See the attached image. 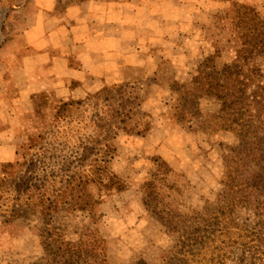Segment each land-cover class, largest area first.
Listing matches in <instances>:
<instances>
[{
  "label": "trees",
  "instance_id": "trees-1",
  "mask_svg": "<svg viewBox=\"0 0 264 264\" xmlns=\"http://www.w3.org/2000/svg\"><path fill=\"white\" fill-rule=\"evenodd\" d=\"M236 26L242 32L243 55L237 51L232 62H222L215 49L198 62L188 83H173L170 88L176 97L170 109L177 123L189 128L197 124L202 119L200 101L213 100L218 110L206 125L229 131L243 143L242 150L228 149L227 179L222 183L229 197L228 209L205 201L200 209L164 210L170 216L173 242L165 264H264V221L260 219L264 211V134L243 121L249 103L259 98L246 94L249 78L244 69L264 58V18L256 6L249 5ZM147 104L140 82L102 85L81 97L64 99L54 124L40 137L42 142L29 146L21 161L0 163V202L6 193L13 197L9 215L1 223L21 220L33 224L44 264H81L84 256L107 264L99 251L100 207L127 190L125 182L109 169L111 152L120 135L144 138L150 132L153 115ZM139 118L148 122L140 127L136 124ZM20 134L21 130L16 144ZM36 146L37 151L31 153ZM245 160L262 168L260 179H238ZM153 162L154 171L141 186L147 211L157 204L158 186L180 191L169 182L173 170L167 161L158 156ZM244 211L253 218H243ZM77 214L83 222L74 233L76 239L68 240V223L61 216ZM0 253V264H9ZM136 264L148 262L140 259Z\"/></svg>",
  "mask_w": 264,
  "mask_h": 264
},
{
  "label": "rangeland",
  "instance_id": "rangeland-1",
  "mask_svg": "<svg viewBox=\"0 0 264 264\" xmlns=\"http://www.w3.org/2000/svg\"><path fill=\"white\" fill-rule=\"evenodd\" d=\"M20 1L0 0V47L5 42L3 38L8 36L5 20L12 6ZM247 6H235L227 17H216L217 29H201L197 35L198 43L192 44L188 49L189 55L179 62L166 60L153 76L106 85L140 82L145 87L148 99L147 111L153 115L151 130L144 138L120 135L114 142L109 169L125 182L127 190L108 198L100 207L103 217L98 225L102 237L99 251L105 255L107 264H136L140 259L148 264H165L173 244L169 234L170 216L164 211L166 208L181 211L200 209L205 201H209L228 209L229 197L222 185L227 179L225 166L229 161L228 149L242 150L243 142L229 131H218L206 125L205 121L215 116L218 110L213 100L200 101L202 119L197 124L189 128L186 124L177 123L170 109L176 98L170 88L173 83H188L198 62L215 49L220 51L222 62L234 60L236 53L231 51L232 44H235L234 49L240 56L244 54L238 45L243 42V37L236 23ZM231 37H236V40L232 41ZM244 70L249 78L246 94L259 98L254 99L258 103H249L243 121L251 130L264 134V58L248 64ZM62 100L55 97L53 92L33 99V110L25 116L24 130H21L18 138L16 161H21L22 156L29 152V146L42 142L40 137L46 135L54 124V116ZM147 122L146 118L136 120L140 127ZM37 148H32L31 153H35ZM158 156L171 166L173 174L169 182L180 191L158 186L157 204L147 211L142 204L141 186L154 171L153 161ZM237 174L241 181L258 180L262 176V168L255 162L245 160ZM12 200V194L6 193L0 202V252L3 251V258L9 264H44L45 255L34 234L33 224L28 225L21 220L9 225L1 223L2 217L9 215ZM242 217L253 218V214L244 211ZM61 218L68 223L66 238L75 240L74 233L78 232L76 230L83 222L82 218L79 214L63 215ZM260 219L264 221V211ZM139 220L142 222L141 232L133 233V225L138 224ZM81 264L102 263L84 256Z\"/></svg>",
  "mask_w": 264,
  "mask_h": 264
},
{
  "label": "crops",
  "instance_id": "crops-1",
  "mask_svg": "<svg viewBox=\"0 0 264 264\" xmlns=\"http://www.w3.org/2000/svg\"><path fill=\"white\" fill-rule=\"evenodd\" d=\"M247 5L264 18V0H21L0 47V163L16 162L17 134L39 95L78 98L153 76L189 55L201 29H217L216 17Z\"/></svg>",
  "mask_w": 264,
  "mask_h": 264
}]
</instances>
